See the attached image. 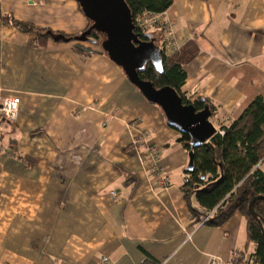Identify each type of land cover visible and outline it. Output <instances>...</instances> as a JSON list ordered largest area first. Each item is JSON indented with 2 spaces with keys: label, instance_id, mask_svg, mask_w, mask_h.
Here are the masks:
<instances>
[{
  "label": "crops",
  "instance_id": "obj_1",
  "mask_svg": "<svg viewBox=\"0 0 264 264\" xmlns=\"http://www.w3.org/2000/svg\"><path fill=\"white\" fill-rule=\"evenodd\" d=\"M164 14L179 51L197 47L181 92L213 108L217 131L254 98L264 102V0H173ZM5 17L65 36L88 27L75 0H0V100H19L14 122L0 118V264H209L253 254L241 214L220 227L193 223L179 133L100 48L84 45L95 51L86 55L75 43L40 42ZM147 146L165 188L143 163Z\"/></svg>",
  "mask_w": 264,
  "mask_h": 264
},
{
  "label": "trees",
  "instance_id": "obj_2",
  "mask_svg": "<svg viewBox=\"0 0 264 264\" xmlns=\"http://www.w3.org/2000/svg\"><path fill=\"white\" fill-rule=\"evenodd\" d=\"M124 1L132 19L145 12L165 13L173 5V0ZM3 21L21 32L34 34L40 42L49 38L53 41L57 39L55 42H64L61 39L71 42L77 37L35 28L10 17L3 18ZM87 22L89 27L91 23ZM136 34L142 42L153 41L157 47L160 44L159 33L143 34L136 31ZM103 40V35L93 31L86 43L100 48ZM76 50L86 55L95 54V51L83 48L80 44L76 45ZM196 52L197 47L192 43L173 54L166 55L160 51L161 73L156 72L148 62L141 71H138V76L141 80L150 82L155 89L163 87L174 89L183 103H189L181 92L186 80L183 66L193 59ZM192 104L196 112L208 106L202 99H197ZM209 110L212 113L213 108L209 107ZM178 142L187 153H193V169L190 172L185 171L186 179L182 188L185 199L189 202L194 197L198 206L197 209L189 206L193 223L198 224L206 213L213 212L205 225L220 227L233 214H241L246 222L247 242L254 245V252L249 259L256 261L257 264H264V237L262 236L264 201H256L253 205L258 220H254L248 212L249 203L253 198L264 197V173L258 168V165L264 161V102L262 98H254L235 120L228 125L220 126L206 144L192 148L187 134H179ZM141 264H156V262L147 257Z\"/></svg>",
  "mask_w": 264,
  "mask_h": 264
},
{
  "label": "water",
  "instance_id": "obj_3",
  "mask_svg": "<svg viewBox=\"0 0 264 264\" xmlns=\"http://www.w3.org/2000/svg\"><path fill=\"white\" fill-rule=\"evenodd\" d=\"M75 2L85 19L91 23L75 41L87 42L93 31L103 35L104 40L100 44L102 52L122 70L127 81L137 89L147 103L159 108L166 124L179 134H187L192 148L206 144L217 132L210 121L212 113L207 105L202 111L196 112L193 104L183 103L174 89L170 87L155 89L150 82L139 78L138 71H141L148 62L156 72L161 73L162 59L160 50L153 41L139 40L125 1L75 0ZM192 169L193 153L189 152L186 171L190 172ZM256 201H264V197L257 196L249 203L248 212L254 220H258L253 210ZM260 228L262 229L261 225ZM262 236L264 237L263 231Z\"/></svg>",
  "mask_w": 264,
  "mask_h": 264
},
{
  "label": "built area",
  "instance_id": "obj_4",
  "mask_svg": "<svg viewBox=\"0 0 264 264\" xmlns=\"http://www.w3.org/2000/svg\"><path fill=\"white\" fill-rule=\"evenodd\" d=\"M133 25L136 31L143 34H155L161 35V41L158 46L160 51H163L166 55L173 54L179 51L177 44L175 24L169 20L164 13L153 14V13H141L136 15L132 19ZM183 97L188 100V95L183 94ZM189 103H191L189 101ZM19 100L17 98H5L0 100V118H3L7 122H14L17 119ZM222 135V132H220ZM145 152L142 156L143 163L149 164V173L156 177L161 187L165 188L169 185L166 173L163 168L158 165V155L154 148L147 146L144 148ZM110 197L114 198L115 193L111 192ZM213 215V212L206 213L198 225H204ZM241 262V263H240ZM107 259L102 258L101 264H106ZM257 264L249 258H246L242 252H232L228 261L221 260L215 257L210 259L209 264Z\"/></svg>",
  "mask_w": 264,
  "mask_h": 264
},
{
  "label": "rangeland",
  "instance_id": "obj_5",
  "mask_svg": "<svg viewBox=\"0 0 264 264\" xmlns=\"http://www.w3.org/2000/svg\"><path fill=\"white\" fill-rule=\"evenodd\" d=\"M62 43H75V44H80L81 46H88V47H94V45L92 46L91 44L89 43H80V42H76V41H71V42H62ZM261 171L264 173V163L262 164V167H261ZM247 252H250V250H247ZM246 257V256H245ZM249 258V256H247Z\"/></svg>",
  "mask_w": 264,
  "mask_h": 264
}]
</instances>
